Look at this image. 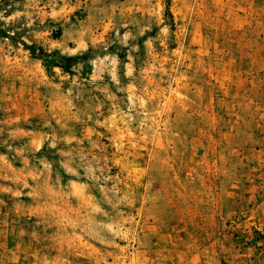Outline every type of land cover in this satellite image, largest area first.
Returning <instances> with one entry per match:
<instances>
[{"label":"rangeland","instance_id":"obj_1","mask_svg":"<svg viewBox=\"0 0 264 264\" xmlns=\"http://www.w3.org/2000/svg\"><path fill=\"white\" fill-rule=\"evenodd\" d=\"M254 227L264 0H0V264H236Z\"/></svg>","mask_w":264,"mask_h":264},{"label":"trees","instance_id":"obj_2","mask_svg":"<svg viewBox=\"0 0 264 264\" xmlns=\"http://www.w3.org/2000/svg\"><path fill=\"white\" fill-rule=\"evenodd\" d=\"M27 48L32 52V54H39V56L46 62H57L56 65L65 70H69L78 59L77 56L61 55L58 51L48 52L41 46L37 47L36 45H27Z\"/></svg>","mask_w":264,"mask_h":264},{"label":"crops","instance_id":"obj_3","mask_svg":"<svg viewBox=\"0 0 264 264\" xmlns=\"http://www.w3.org/2000/svg\"><path fill=\"white\" fill-rule=\"evenodd\" d=\"M236 264H264V241H254L238 254Z\"/></svg>","mask_w":264,"mask_h":264},{"label":"built area","instance_id":"obj_4","mask_svg":"<svg viewBox=\"0 0 264 264\" xmlns=\"http://www.w3.org/2000/svg\"><path fill=\"white\" fill-rule=\"evenodd\" d=\"M248 233L252 234L251 240L262 241L264 237V229L259 227H254L251 231L248 230Z\"/></svg>","mask_w":264,"mask_h":264}]
</instances>
